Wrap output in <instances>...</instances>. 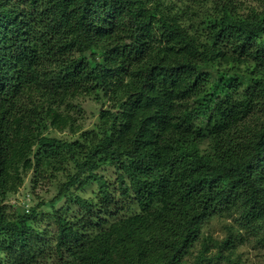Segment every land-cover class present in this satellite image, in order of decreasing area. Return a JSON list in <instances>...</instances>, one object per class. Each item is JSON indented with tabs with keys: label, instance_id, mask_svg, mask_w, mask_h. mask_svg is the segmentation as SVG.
Here are the masks:
<instances>
[{
	"label": "trees",
	"instance_id": "1",
	"mask_svg": "<svg viewBox=\"0 0 264 264\" xmlns=\"http://www.w3.org/2000/svg\"><path fill=\"white\" fill-rule=\"evenodd\" d=\"M256 1L0 0V264H36L37 209L8 213L5 200L27 171L35 185L60 162L72 169L55 199L88 215L84 224L56 214L55 249L76 264H187L195 249L191 264H204L209 240L214 257L243 264L232 224L220 241L202 233L236 210L241 230L259 224L264 243ZM88 97L102 104L89 130L79 122ZM257 97L263 116L251 120ZM66 130L79 138L50 135ZM102 166L114 168L117 194ZM91 183L96 202L77 194ZM130 200L137 212L116 216Z\"/></svg>",
	"mask_w": 264,
	"mask_h": 264
},
{
	"label": "rangeland",
	"instance_id": "2",
	"mask_svg": "<svg viewBox=\"0 0 264 264\" xmlns=\"http://www.w3.org/2000/svg\"><path fill=\"white\" fill-rule=\"evenodd\" d=\"M243 4V5H242ZM242 6L248 5H258L256 0H243ZM246 9L241 11L245 12ZM264 42V37L262 38ZM242 87L237 91L236 98L241 99L242 95L239 94ZM82 108V119L79 122H82L83 129H92L97 123V116L99 110L102 108V104L95 102L90 97L81 100ZM252 115L251 120H255L258 116L261 118L263 116V105L261 98H254V104L251 108ZM258 117V118H259ZM257 118V119H258ZM50 135L56 136L61 139L67 140H76L79 138V134H72L69 131H51ZM202 149L207 147V143L204 141L201 145ZM58 168L67 170L72 169L68 163H59L57 164ZM61 171L55 175L53 179L45 178L38 181L34 185L32 182V170L25 173L23 184L19 187L17 192L8 195L5 200V204H8L9 209L6 212L12 213L16 207H23L26 211L32 207L37 209V225L36 229L39 232V237L35 243V251L32 253L36 257V264H76V261H72L73 255L70 251L62 250V254L58 253L55 249V237L57 233L56 225V214L66 217L68 220H73L75 222L87 223L88 215L87 212L76 205L73 199L69 201L55 199L56 198V181H63L65 171ZM106 178L107 182L110 185V188L116 191V173L114 168L109 166H102L98 170ZM53 182V183H52ZM81 197L86 199H92L93 202H96L97 196V185L91 183L84 187L83 189L77 191ZM118 198H120L118 196ZM14 205L16 207H11ZM122 203L119 204L120 211L116 216H128L137 212V206L130 200L125 206L124 209ZM106 220L111 221L113 217L106 216ZM240 215L238 211H234L229 215L223 213L222 215H216L210 218L209 221L205 222V225L202 227L203 235H209L217 240H223L227 233V227L231 224L234 226V230L238 231L237 235H241L237 239L235 252L232 255L233 259L240 260L243 264H264V243L263 235L258 234L260 241L257 240L255 230L258 229L259 224H250L246 230H241L238 220ZM262 232V230H261ZM262 241V242H261ZM199 245H196L198 248ZM208 252L206 254L207 259L204 264H234L232 262L226 261L223 258L214 257L217 253V247L214 245V242L211 240L208 241ZM72 252V251H71ZM73 253V252H72ZM197 254V249H195L190 255L189 259L186 260L187 264H191L192 260ZM0 257L5 260L6 254L4 251L0 250ZM63 260V261H62ZM64 262V263H62Z\"/></svg>",
	"mask_w": 264,
	"mask_h": 264
}]
</instances>
